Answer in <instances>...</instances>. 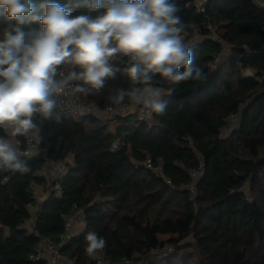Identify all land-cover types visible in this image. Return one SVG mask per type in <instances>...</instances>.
I'll return each mask as SVG.
<instances>
[{
  "label": "trees",
  "instance_id": "obj_1",
  "mask_svg": "<svg viewBox=\"0 0 264 264\" xmlns=\"http://www.w3.org/2000/svg\"><path fill=\"white\" fill-rule=\"evenodd\" d=\"M56 2L74 7L78 0ZM172 2L194 32L186 44L207 79L176 85L163 98L165 112L150 121L130 113L113 116L112 127L110 118L74 120L56 107L49 118L35 114L42 141L38 155L22 158L29 170L0 169V264H35L30 255L39 240L59 239L63 214L74 204L84 210L86 226L61 251L77 264L93 263L86 252L89 232L105 240L113 264H264V7L255 0H209L202 12L197 0ZM81 13L86 9L74 8L73 15ZM4 24L0 17V28ZM127 64V57L115 61L121 69ZM245 69L253 75L245 76ZM131 88L121 71L99 93L79 94L104 109L130 102L112 97ZM231 113L241 121L224 135ZM0 136L6 134L0 130ZM69 155L62 195L45 199L32 229L24 227L31 216L26 204L36 201L33 185L44 181V156ZM201 162L192 197L188 170ZM170 234L176 236L160 238Z\"/></svg>",
  "mask_w": 264,
  "mask_h": 264
},
{
  "label": "clouds",
  "instance_id": "obj_2",
  "mask_svg": "<svg viewBox=\"0 0 264 264\" xmlns=\"http://www.w3.org/2000/svg\"><path fill=\"white\" fill-rule=\"evenodd\" d=\"M74 8L87 14L73 15ZM179 11L172 0H78L74 7L56 0H0L5 21L0 28V130L7 137L0 136V169L28 171L19 156L31 153H21L15 138L39 140L35 114L51 117L53 96L63 94L70 81H82L72 93H99L106 80L122 71L132 88L112 97L113 102L127 96L142 110L163 114V98L176 85L206 80L193 48L185 43L186 25ZM124 57L128 64L121 69L115 61ZM65 64L81 71L57 83L54 77ZM244 75L252 73L246 70ZM86 239L89 255L105 247L94 232Z\"/></svg>",
  "mask_w": 264,
  "mask_h": 264
},
{
  "label": "built area",
  "instance_id": "obj_3",
  "mask_svg": "<svg viewBox=\"0 0 264 264\" xmlns=\"http://www.w3.org/2000/svg\"><path fill=\"white\" fill-rule=\"evenodd\" d=\"M207 1L209 0H197L200 11H205V3ZM255 1L259 6L264 7V0ZM186 31L187 35L185 43L192 40L194 33L190 30ZM224 45L225 47L228 46V44ZM221 56L222 55L217 56L215 61L219 62ZM77 67L78 66L71 64L61 65L56 75L57 83L66 78L71 72L75 71ZM77 85H80V81H70L68 85L65 86V92L63 94L53 96V99L56 100V110L62 117L79 120L88 114H105L113 117L134 113L138 120L150 121L152 119L153 113H149L148 110H142V106H136L130 102L121 103L116 106L109 105L104 109H99L96 105L86 100L79 93H72V89ZM240 121V114L231 113L226 118V126L224 129L228 133H231L236 128H238ZM37 135L39 136V140H37L35 137L26 138L23 136H18L15 138V140L18 142L17 147L21 153H31L30 155H20L19 160L21 162H23L22 158L24 157L31 158L39 154V147L42 138L38 132ZM115 146L116 148L119 147V142ZM72 159V155H69L65 159H52L48 156H44L41 169L39 171V174L44 177V181L39 184L34 183L33 185V192L36 201L26 204V208L30 211L31 216L24 222V227L30 230L32 229L36 220L37 211L40 209V206L45 199L50 196L59 197L62 195V179L69 171V166L72 163ZM23 164L29 170L28 165H26L24 162ZM203 164L204 163L201 162L197 169L188 170V173L193 179L192 183L189 185L192 197L196 192V182L203 173ZM259 176L264 184V167L259 171ZM37 188L44 190L45 195L37 194L35 191ZM63 218L65 231L60 235L59 239L51 240L49 238H41L35 250L31 253L30 259H32L35 264H77L75 259L67 258L62 253L61 249L86 226L84 210L78 205L74 204L69 212L63 214ZM76 228H79L78 232L75 231ZM87 255L91 258V261L93 262L92 264H113L110 259L107 258L103 249L97 250L92 255L87 253ZM120 264L133 263H131V261L128 259H124Z\"/></svg>",
  "mask_w": 264,
  "mask_h": 264
},
{
  "label": "rangeland",
  "instance_id": "obj_4",
  "mask_svg": "<svg viewBox=\"0 0 264 264\" xmlns=\"http://www.w3.org/2000/svg\"><path fill=\"white\" fill-rule=\"evenodd\" d=\"M197 36H198V35H197ZM199 38H200V36H199ZM246 70H248V69H245L244 72H245ZM248 71L252 72L251 70H248ZM244 72H243V73H244ZM252 73H253V72H252ZM101 116L103 117L104 120L110 118V119H111V120H109V121H110V125H112V127L115 126V124H116V123H115V120H116L115 117L108 116V115H105V114H102ZM223 134H224V135H227V134H229V133H228L227 131H224ZM246 186H247V185H246ZM35 191H36V193L39 194V195H45V191L42 190V189H40V188H37ZM78 230H79V228H76V229H75L76 232H78ZM172 236H176V235H171V234H170V235H161L160 238H161L162 240H167V239H169V238L172 237ZM190 240H191V238H190ZM134 264H137V263H134Z\"/></svg>",
  "mask_w": 264,
  "mask_h": 264
},
{
  "label": "crops",
  "instance_id": "obj_5",
  "mask_svg": "<svg viewBox=\"0 0 264 264\" xmlns=\"http://www.w3.org/2000/svg\"><path fill=\"white\" fill-rule=\"evenodd\" d=\"M224 131H226V130L224 129Z\"/></svg>",
  "mask_w": 264,
  "mask_h": 264
}]
</instances>
